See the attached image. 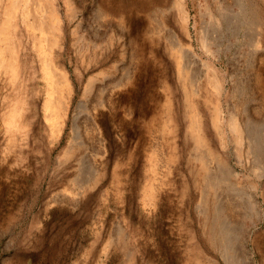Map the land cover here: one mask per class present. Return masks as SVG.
Masks as SVG:
<instances>
[{
  "label": "rangeland",
  "instance_id": "374dc122",
  "mask_svg": "<svg viewBox=\"0 0 264 264\" xmlns=\"http://www.w3.org/2000/svg\"><path fill=\"white\" fill-rule=\"evenodd\" d=\"M216 2L0 0V264H264V136L210 119L255 112L260 66ZM49 7L71 91L58 133L35 38Z\"/></svg>",
  "mask_w": 264,
  "mask_h": 264
},
{
  "label": "bare ground",
  "instance_id": "6f19581e",
  "mask_svg": "<svg viewBox=\"0 0 264 264\" xmlns=\"http://www.w3.org/2000/svg\"><path fill=\"white\" fill-rule=\"evenodd\" d=\"M216 1L218 2V0H216ZM233 2L235 3V8L237 9V11L235 12L234 18H233L234 20H236V23L234 24L235 26H233L236 29L234 31H235L236 34H240L241 33V35H242V33H244L243 34V38L248 43V45L251 47V49L253 50V54H252L253 58L255 60H258V63H259V66H260V68L256 72V75H254L255 76L254 77V80H255L254 87H255V93L256 94L252 92L251 88H249V89H251V94L255 95L256 98H254V100H256L257 105L260 108L258 109V107H256L255 108V112H252V111H250V109H248L246 107L244 110H242L240 112L230 113L228 115L227 120L225 121V125H224V120H225L226 116L223 118L218 109H216L215 111L211 110L212 113H211V118L210 119H211V123H212L213 128L216 130L215 132L218 133L217 130H220V134L223 137L225 136V138H226L227 131L232 133V135H238V134L239 135H244L245 136L244 138H248L249 145H252L253 144V140L252 139H254L252 137L254 135H256V136L257 135H263L264 136V0H253V1L233 0ZM180 3H178V7L179 6L181 7ZM43 5H47V4H43ZM16 6H17V4L14 5V2H13V4L11 5V8L15 9ZM229 7H230V5H229ZM217 9H218V7H217ZM44 14H46V13H44ZM224 14H226V13H222L221 12L219 15H221V17H223L222 15H224ZM28 15H29V13H28ZM28 15H27V18H28ZM226 15L224 17H226ZM42 16H44V15L42 14ZM227 16H230V14L227 15ZM45 17H46V19L44 21L40 22V24L42 23L40 25L41 28H42L41 35L40 36H36L35 38H36V41H38L37 49L39 50V53L42 56V63H43L42 69H43V72H44V78L46 80V99L44 101L43 106L45 107L46 110H52V112H51L52 115L49 116V120L51 122V128L54 131V133H58L59 130L61 129L62 123H64L63 120H65L64 117H65V112H66L67 105H68V102L66 100V98H67L66 96L69 95L71 93V91L69 89V84L67 82L65 74L62 71L59 70L60 67H58V65H57V59L61 55L60 50H57V48L59 47V41L63 37L62 36L63 32H62V28H61V25H60L59 15H58L57 11L53 7H49ZM224 17H223V19H224ZM43 18L41 17L40 19H43ZM6 19L2 20V22L0 23V29H1L0 32L2 31V29H6L7 26H8L7 24H9L7 17H6ZM35 22H37V20ZM225 23H227V22H225ZM204 41L205 40H203V42ZM208 50H210V49H208ZM171 56L173 57V60L175 59V61L177 62L178 69H179L180 73L183 74V75H186L185 71L180 66L181 65L180 64V62H181L180 60L182 58V50H179L176 47L173 48L172 51H171ZM13 60L15 61V59H12L11 63L15 64ZM101 63H103V62H101ZM207 73L211 74L212 71L211 72L208 71ZM214 78L209 77L208 85L209 84L210 85L211 84L214 85V83L210 82V81L216 82V80H214ZM90 82H91V79H89V81L85 85L83 95H86V93L88 92V90L90 88ZM203 82H202V84H203ZM185 92H186V90H185ZM185 96H188V95H184V97ZM184 99H186V98H184ZM82 104H83V102H82ZM192 105H191V108H192ZM210 109H212V107H210ZM213 109H215V108H213ZM199 112H200V110L197 113H199ZM194 114L192 112L191 116L189 115L190 116V129H189V131L191 130V132L195 136L197 142L200 143L199 145H201V143H204V145H205V142L207 141L206 137L208 135L206 134L205 129H202V127L200 126V123L197 122L196 115H194ZM198 121H199V119H198ZM189 134H191V133H189ZM257 139H258V137H257ZM257 139H254V142ZM257 141L259 142V140H257ZM259 144H258V146H259ZM210 154L215 156L216 158H218V161H219V163L221 165L220 170H225V171L229 172L227 164L224 162V160L222 158L223 157L222 155L215 154V151L214 152L211 151ZM201 162H204V161H201ZM258 166H259V162H258ZM225 174H227V173H225ZM208 175H206V178L208 177ZM210 176L208 178H210ZM211 177H216V176H211ZM211 181L213 182V180H211ZM212 182H210V183H212ZM210 183H209V185L211 186Z\"/></svg>",
  "mask_w": 264,
  "mask_h": 264
}]
</instances>
